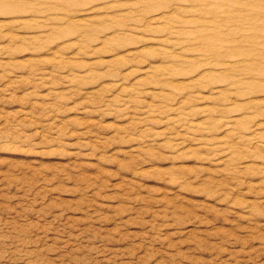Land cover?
<instances>
[{
	"label": "rangeland",
	"instance_id": "rangeland-1",
	"mask_svg": "<svg viewBox=\"0 0 264 264\" xmlns=\"http://www.w3.org/2000/svg\"><path fill=\"white\" fill-rule=\"evenodd\" d=\"M0 264H264V0H0Z\"/></svg>",
	"mask_w": 264,
	"mask_h": 264
}]
</instances>
